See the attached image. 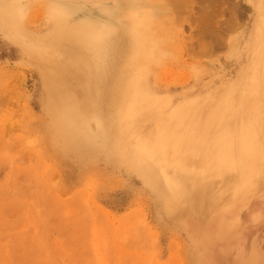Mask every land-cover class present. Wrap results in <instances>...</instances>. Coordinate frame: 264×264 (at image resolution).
Segmentation results:
<instances>
[{
	"label": "rangeland",
	"instance_id": "obj_1",
	"mask_svg": "<svg viewBox=\"0 0 264 264\" xmlns=\"http://www.w3.org/2000/svg\"><path fill=\"white\" fill-rule=\"evenodd\" d=\"M263 97L264 0H0V264L264 257Z\"/></svg>",
	"mask_w": 264,
	"mask_h": 264
},
{
	"label": "bare ground",
	"instance_id": "obj_2",
	"mask_svg": "<svg viewBox=\"0 0 264 264\" xmlns=\"http://www.w3.org/2000/svg\"><path fill=\"white\" fill-rule=\"evenodd\" d=\"M87 1V0H86ZM57 17H59V18H61V21H64V19H65V14L63 13V11H61L58 15H57ZM59 26V25H58ZM103 27V26H102ZM258 31H259V27L258 26H256V29H255V31H254V34H253V37H257V33H258ZM171 37V36H170ZM259 37V36H258ZM58 38V37H57ZM63 38H67V37H63ZM167 38V37H166ZM74 39V38H73ZM72 38H69V40L70 41H74ZM258 38H256L255 39V41L257 40ZM76 41V40H75ZM74 41V42H75ZM257 44V43H256ZM261 54V53H260ZM168 55V54H167ZM257 59V60H256ZM255 59V61L256 62H258V59H259V57L258 58H256ZM260 60V59H259ZM254 61V63H256ZM78 59H76V58H73L72 60H71V63L73 64V65H71L70 64V68H72V67H77V64H78ZM259 62H261V61H259ZM259 62H258V64L257 65H259ZM261 64V63H260ZM256 65V64H255ZM255 65H253V66H255ZM256 67V66H255ZM259 67H260V69H261V66L259 65ZM68 68V67H67ZM256 68H258V67H256ZM250 69H253V67L252 68H250ZM255 69V68H254ZM254 69L251 71V75H254V73H255V71H254ZM73 70V69H72ZM257 73H259L260 74V72L257 70ZM259 74H256L255 73V75H256V77H258V75ZM260 77V76H259ZM250 78V77H249ZM248 78V79H249ZM253 78H255V77H253ZM247 80V79H246ZM257 80V79H256ZM260 80V79H259ZM133 81V80H132ZM135 81V80H134ZM251 82V84H252V82H253V85H254V83H255V81L253 80L252 81V79L250 80ZM133 83V82H132ZM258 82L256 81V84H257ZM134 85H136V82H134L133 83ZM250 84V85H251ZM255 84V85H256ZM254 85V86H255ZM258 85H259V83H258ZM243 86L244 85H242L241 86V88H243ZM246 86V85H245ZM252 86V85H251ZM256 87H258V86H255V87H247L248 89H247V92H248V94H249V92H251L249 95H250V97H251V95H253L254 93L256 94V91H258L257 90V88ZM78 88V90L80 89V86H78L77 87ZM240 88V87H239ZM240 88V89H241ZM253 88H255V89H253ZM135 86H132V91H135ZM240 89H239V91H240ZM245 89V91H246V88H244ZM251 91H250V90ZM258 89H259V87H258ZM238 90V89H237ZM253 90H255V91H253ZM245 91H243V95L245 96V94H246V96L243 98H241V96H243V95H241V96H239L240 97V99L242 100H247L248 99V97H249V95H247V92H245ZM252 92H254L253 94H252ZM259 93H260V91H258ZM67 93H64V92H59V90H57V92H56V98L58 97V96H65ZM240 95V94H239ZM262 96L263 95H260V98H262ZM257 97L259 98V96H258V94H257ZM258 98H256V101L255 100H253V101H255V103H257L258 101ZM264 98V97H263ZM250 99V98H249ZM252 100H248V102H253ZM261 101V99L259 100V102ZM225 102V101H224ZM227 102V101H226ZM251 103H250V105H249V103H248V105H247V107L249 108V107H251ZM150 104H152V103H150ZM247 103L245 102V105H246ZM226 105H228V103L226 104ZM255 105V104H254ZM257 105V104H256ZM151 106V105H150ZM150 106H148V105H146L145 103H143L142 104V107H141V109H139V111H144L145 112V109H148V107H150ZM139 107V106H138ZM232 107V106H231ZM136 108V107H135ZM154 108V107H153ZM226 108V107H225ZM152 109V108H151ZM155 109V108H154ZM247 109V108H246ZM250 109V108H249ZM137 110V109H136ZM135 110V114H137L136 112H138V114L140 113V115H136V116H134L133 115V117H139L140 116V118H142L141 117V115L143 114V112H139V111H136ZM157 110V109H156ZM132 113H133V111H132ZM131 112H130V115L132 114ZM150 113V112H149ZM146 114V113H145ZM150 114H152V113H150ZM156 114V113H155ZM147 115V114H146ZM154 115V114H153ZM130 117V116H129ZM132 117V116H131ZM132 117V118H133ZM195 117H196V115H195ZM194 117V118H195ZM133 119H135V118H133ZM196 119V118H195ZM127 120H131V119H126L125 121H127ZM136 120V119H135ZM132 121V120H131ZM128 122V121H127ZM127 122H125L126 124H127ZM128 123H130V121L128 122ZM253 123V122H252ZM256 124V123H255ZM129 124H127L126 126H128ZM133 125V124H132ZM161 126V125H160ZM165 139V138H164ZM250 139V138H249ZM164 144H165V142H164ZM177 145V144H176ZM176 148H177V150H176V152H177V154L179 155V160H180V154L181 153H183V152H187V151H189V149H188V146L186 145V144H184V143H181V145H178V146H176ZM191 148H192V146H191ZM261 148H262V146H261ZM183 151V152H182ZM157 152V151H156ZM142 157H143V155H142ZM176 159L175 158H169L168 159V161L169 162H173V161H175ZM222 163H224L223 161H221V163L220 164H222ZM224 165L226 166V164L224 163ZM220 167V166H219ZM222 167V166H221ZM225 167H223V169H224ZM243 168H245V167H243ZM221 170V169H220ZM203 171V170H202ZM228 178H229V176H228ZM230 179V178H229ZM193 180L194 179H190V177H188V176H185V175H179V176H176V177H174V178H172V180H171V183L172 184H174L176 187H175V189L177 190V194L179 195V194H181V195H183L184 194V192H191V190L193 189V188H195V185L193 184ZM228 182H230V181H228Z\"/></svg>",
	"mask_w": 264,
	"mask_h": 264
},
{
	"label": "crops",
	"instance_id": "obj_3",
	"mask_svg": "<svg viewBox=\"0 0 264 264\" xmlns=\"http://www.w3.org/2000/svg\"><path fill=\"white\" fill-rule=\"evenodd\" d=\"M243 256H246V255H243ZM242 261L251 262V264H256V263L261 264L262 262H264V257L262 255L257 256V257L254 256V258H250V259H247L246 257V259H242Z\"/></svg>",
	"mask_w": 264,
	"mask_h": 264
}]
</instances>
